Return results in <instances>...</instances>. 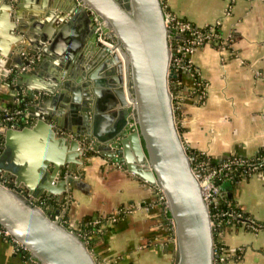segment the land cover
Here are the masks:
<instances>
[{"label": "crops", "instance_id": "obj_1", "mask_svg": "<svg viewBox=\"0 0 264 264\" xmlns=\"http://www.w3.org/2000/svg\"><path fill=\"white\" fill-rule=\"evenodd\" d=\"M69 1L71 0H61L63 6ZM162 2L167 10L195 27L218 24L219 33L224 40V48L221 50L214 48L212 44L202 43L190 55L195 76L183 73L176 79L178 88L173 104L182 142L191 153L205 154L214 160L234 155L254 157L263 154L264 0ZM19 3L22 4L19 10V31L25 35L19 36L14 43H8L9 54L12 55L8 61L24 65L22 68L12 66L13 83L5 73L4 78H0V106L11 107L15 104V95L24 94L22 85L16 89L14 87L16 76L37 67V71L28 74L24 82L30 86H38L48 80L55 81L56 78L59 84V88H54L56 93L53 97L44 94L46 100L42 105L66 120L69 126L76 128V124H72L70 120L73 116L70 114L69 117V105L77 94V88H86L92 105L97 104L98 107L96 118L92 113L88 114L93 126L88 132L95 133V137L91 136V141L98 137L107 138L119 121L123 108L108 105L105 73L97 71L95 75L92 74L108 55H99L95 60L100 53L95 44L88 46L84 41L77 51L70 39L79 36L85 40L82 30L85 27L89 29L91 25L89 22L85 24L84 11L78 12L72 20L69 19L71 15H68L65 24L60 25L55 45L43 54L31 49L33 44L24 37L39 38L50 23L51 15L54 14L53 19L59 10L54 9L53 12L50 0H19ZM4 40L5 36L0 34V49L4 48ZM46 46L50 44L43 47ZM29 50L36 52L31 56L37 62L26 68V59L21 52L30 54ZM79 52L84 56L82 60ZM80 77L82 79L78 82ZM65 81L70 83L72 91L60 89V83ZM92 87L96 96L91 92ZM80 89L78 94H82ZM202 89L204 94L199 98L198 93ZM82 132L85 136L90 135L87 131ZM5 148L4 138L2 153ZM11 148L18 150L14 140ZM129 153L127 155L131 157V163L140 166L131 148ZM20 156L15 151L13 157ZM83 164L80 178L73 182V187H69L70 191L63 192L60 196L40 197L39 200L47 205L46 209L67 226L76 228L86 218L91 221L97 217L116 216V221L104 224L103 230L90 236L89 248L102 264H172L174 240L170 216L163 210L150 184L130 172L123 161L120 164L108 163L96 151L89 152ZM80 166L81 164L78 165ZM2 169L7 173L6 167ZM238 178L236 183L229 181L224 184L229 198L253 220L264 221V169ZM243 228H225L219 234L227 252L232 254L229 264H256L264 259L262 242L257 239L259 233L264 235V231L253 232L255 238L248 239L240 232ZM253 243L256 245L253 246ZM0 264L35 263L18 251L10 240L0 235Z\"/></svg>", "mask_w": 264, "mask_h": 264}, {"label": "water", "instance_id": "obj_2", "mask_svg": "<svg viewBox=\"0 0 264 264\" xmlns=\"http://www.w3.org/2000/svg\"><path fill=\"white\" fill-rule=\"evenodd\" d=\"M50 1L53 12L58 9L59 13L53 19L54 14L51 15L50 23L39 38L24 37L33 44L30 48L43 54L51 50L58 39L60 25L65 24L68 15L72 20L78 12L84 11L85 24L91 25L82 30L85 40L79 36L70 39L77 51L84 41L88 46L95 44L100 51L95 60L99 55H108L92 74L105 73L108 105H119L123 110L107 138L98 137L92 142L91 136L95 137V133L88 132L93 128L88 114L92 113L96 118L98 107L92 105L86 88H77L69 105V117L70 114L73 116L70 120L76 124V128H72L66 120L42 105L46 100L44 94L53 97L54 88H59L57 79L30 86L24 81L28 74L37 71V67L19 73L14 87H24L21 88L24 94L19 95L26 115L34 119V125L3 132L6 148L0 155V171L6 167L7 175L14 183H0V228L39 263L102 264L78 232L56 220L55 214L39 200L41 196H60L70 191L69 187L80 178L88 153L96 151L108 163L123 161L130 172L162 189L173 223V264H214L217 228L211 226L210 211L198 182L200 175L191 168L194 155L182 142L177 128L173 93L178 88L176 79L185 72L174 71L171 66L175 51L170 48V30L165 24L162 0H71L65 6L61 0ZM21 6L19 0H0V34L5 36L4 48L0 49L1 79L12 66L22 68L24 65L8 61L12 57L8 43L25 35L19 31ZM92 12L105 20L102 31L112 38L113 48H119L123 62L112 48L97 41ZM46 44L50 46L44 48ZM83 57L79 52V58L82 60ZM60 87L62 91H72L68 81L60 83ZM79 89L82 94H78ZM90 89L96 96L94 88ZM133 118L136 126L131 128L129 122ZM82 131L90 133V138L86 139L88 136ZM12 140L20 157H13ZM90 142L92 150L81 157L79 143ZM130 148L140 166L131 163L132 159L127 155Z\"/></svg>", "mask_w": 264, "mask_h": 264}, {"label": "built area", "instance_id": "obj_3", "mask_svg": "<svg viewBox=\"0 0 264 264\" xmlns=\"http://www.w3.org/2000/svg\"><path fill=\"white\" fill-rule=\"evenodd\" d=\"M163 3V2H162ZM164 17L166 27L170 30L169 34V44L170 48L174 49L175 56L171 61V66L174 71H183L190 76H195V68L190 61V55L194 50H196L202 43H209L214 46V48L221 50L224 48V40L220 33L216 31L218 24H207L202 28L195 27L190 22L185 19L179 18L169 10L163 4ZM93 19L92 23L95 25V33L98 42H104L110 47L114 46L111 37L102 31V26L106 25V22L99 15L92 12ZM21 55L26 59V68L34 65L37 60L31 54L22 51ZM7 77L13 81L12 69L7 70ZM204 94L202 89L198 93V97L201 98ZM15 104L11 107H1L0 106V155L3 150V139L5 130H20L27 128L34 123V119L26 115V110L20 108L22 102L20 95L17 93ZM175 93H173V103H174ZM128 105L131 103L128 102ZM133 117V112L130 113ZM129 126L135 127L136 121L134 118L129 122ZM78 150L82 153L81 157L86 156V152L92 150V143H79ZM194 158L191 161L192 171L199 173L198 182L201 188V193L205 203L208 205L211 218V226L216 227V233L214 234V264H229L232 254L227 252L226 247L223 242L220 241L219 234L223 232L226 228L225 225L232 223V218H238L237 222H241L240 227H246L248 222L246 220H241L242 215L236 214L230 209H219L221 203H225L226 188L224 184L226 182L232 181L238 176H250L255 172L264 169V151L263 154H258L254 157H242V156H230L222 160H214L213 158L205 154H193ZM74 178L76 175H74ZM11 179L5 171H0V183L7 185L10 184L8 181ZM151 190L154 191L157 196V200L162 206L163 210H167V202L165 195L161 188L155 184H150ZM228 194V193H227ZM43 204V201L40 200ZM145 207V206H144ZM56 220L61 219L54 216ZM171 219V218H170ZM116 221V216L107 217H97L89 222L91 229L80 227H68L72 230H76L78 235L89 247L90 236L93 233L100 232L103 230L104 224L113 223ZM252 220L250 224H252ZM63 223V222H62ZM254 223V222H253ZM171 229L173 231V223L171 221ZM252 230L257 233L258 231H264V229H258L252 226ZM0 235L4 236L11 241L13 246L21 253L25 252L26 249L15 240L6 230L0 228ZM173 237V232H172ZM174 240V238H173ZM91 250V249H90ZM27 252V251H26ZM28 259L32 260L35 264H43L34 260L30 257L29 253L27 255Z\"/></svg>", "mask_w": 264, "mask_h": 264}, {"label": "trees", "instance_id": "obj_4", "mask_svg": "<svg viewBox=\"0 0 264 264\" xmlns=\"http://www.w3.org/2000/svg\"><path fill=\"white\" fill-rule=\"evenodd\" d=\"M216 31L219 33V29H218V27H216ZM199 92V91H198ZM20 108H24V106H23V104H22V102H21V104H20ZM263 170V169H262ZM239 180V178L238 177H236V178H234L232 181H233V183H236L237 181ZM225 188V187H224ZM227 191V190H226ZM228 193V192H227ZM226 193V196H225V203H221L220 205H219V209H224V210H226V209H230V210H233L236 214H239V215H242V218H240L241 220H246V222H248V224H247V226L246 227H244L243 229L244 230H246V231H251V232H254L255 233V231H253L252 230V226L254 225V227H256V228H258V229H264V221H262V222H257V221H255V220H253L250 216H248V214L247 213H245L240 207H238V206H236L232 201H231V199L229 198V195ZM44 199H46V198H44ZM45 201H47V200H45ZM49 201V200H48ZM51 202V201H50ZM49 203V202H48ZM169 214V213H168ZM237 220H238V218H232L231 219V222L232 223H230V224H227V225H225V227H226V229H235V230H237V229H239V228H241L240 226V224H241V222H237ZM251 220L254 222H252V224H250V222H251ZM89 222H90V220L88 219V218H86L85 220H84V222H83V224L81 225V226H83V228H88V229H91V226L89 225ZM23 254L25 255V256H27L28 255V252H23Z\"/></svg>", "mask_w": 264, "mask_h": 264}, {"label": "rangeland", "instance_id": "obj_5", "mask_svg": "<svg viewBox=\"0 0 264 264\" xmlns=\"http://www.w3.org/2000/svg\"><path fill=\"white\" fill-rule=\"evenodd\" d=\"M165 5V4H164ZM171 220V219H170ZM172 231V229H171ZM173 232V231H172ZM240 232H243V234H245V236L250 239V238H255L254 236V233L251 232V231H246V230H240ZM257 239L260 240V242H262V249H263V252H264V235L263 234H260L257 236ZM256 243H253V246H255ZM174 258H175V247H174ZM173 263H174V259H173ZM172 263V264H173ZM256 264H264V259H262L261 261H259V263H256Z\"/></svg>", "mask_w": 264, "mask_h": 264}, {"label": "bare ground", "instance_id": "obj_6", "mask_svg": "<svg viewBox=\"0 0 264 264\" xmlns=\"http://www.w3.org/2000/svg\"><path fill=\"white\" fill-rule=\"evenodd\" d=\"M101 43L104 44L105 46H108L109 48H112V50L118 55L119 60H120L121 62H123V58H122V56L120 55V50H119V48H113V47H110L109 45H107V44L104 43V42H101Z\"/></svg>", "mask_w": 264, "mask_h": 264}, {"label": "flooded vegetation", "instance_id": "obj_7", "mask_svg": "<svg viewBox=\"0 0 264 264\" xmlns=\"http://www.w3.org/2000/svg\"><path fill=\"white\" fill-rule=\"evenodd\" d=\"M8 182H9L10 184H12V183H14V180H12V179H11V180H10V181H8Z\"/></svg>", "mask_w": 264, "mask_h": 264}]
</instances>
